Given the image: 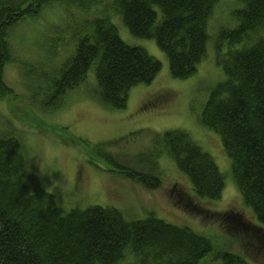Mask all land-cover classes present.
Wrapping results in <instances>:
<instances>
[{
	"label": "trees",
	"instance_id": "16d2710c",
	"mask_svg": "<svg viewBox=\"0 0 264 264\" xmlns=\"http://www.w3.org/2000/svg\"><path fill=\"white\" fill-rule=\"evenodd\" d=\"M219 1L114 0L107 8L131 36L155 41L166 55L172 78L186 80L206 57L207 26L210 29ZM238 2L241 7L232 13L236 25L220 29L214 37L215 62L225 80L210 91L198 120L219 137L241 201L264 227V0ZM53 3L87 14L100 1L0 0V101L17 100L3 80L5 66L15 61L7 41L9 29ZM95 15L77 23L73 55L28 83L39 110L61 108L66 93L84 83L91 68L99 101L110 110L124 109L130 90L150 84L159 73L157 60L123 43L106 15ZM10 109L14 114V107ZM23 109L25 122L32 124L33 116ZM76 141L88 163L150 191L162 188L155 164L163 151L187 176L196 197L214 201L222 196L224 179L214 160L183 131L165 132L131 165L108 149L116 141ZM36 174L22 142L16 136H0V264H201L212 252L208 238L153 215L129 220L115 208L100 206L64 213ZM45 184L50 186L47 180ZM228 228L237 231L230 223ZM249 232L264 244L254 230ZM215 260L248 264L226 252Z\"/></svg>",
	"mask_w": 264,
	"mask_h": 264
},
{
	"label": "rangeland",
	"instance_id": "374dc122",
	"mask_svg": "<svg viewBox=\"0 0 264 264\" xmlns=\"http://www.w3.org/2000/svg\"><path fill=\"white\" fill-rule=\"evenodd\" d=\"M99 1L87 14L68 9L64 3H53L37 16L22 19L9 29L7 41L15 61L5 66L3 80L17 100L0 101V136H16L22 142L42 188L54 197L64 213L100 206L115 208L129 220L153 215L210 240L212 252L201 259V264H221L215 258L223 252L238 255L248 264H264V244H255L247 234L257 227V234L264 239V227L257 223L252 210L243 205L219 137L198 120L210 91L225 80L221 66L215 62L214 37L220 29L236 25L232 12L241 4L238 0L217 3L209 21L210 29L207 26L206 57L190 78L177 80L171 77L166 55L155 41L131 36L107 8L114 0ZM92 13L106 15L123 43L142 48L157 60L161 65L159 73L150 84L130 90L124 109L110 110L99 101L91 68L84 83L66 93L61 108L52 112L39 110L31 101L28 83L37 73L59 68L73 55L77 23L91 20ZM23 108L33 116L31 126L25 122ZM175 130L190 135L214 160L224 179L219 200L196 197L187 176L177 170L174 161L163 151L155 164L161 173L162 188L150 191L88 163L84 149L76 141L88 145L116 141L108 149L123 163L131 165L152 147L153 141ZM48 179L52 186L45 184ZM225 218L239 231L230 230Z\"/></svg>",
	"mask_w": 264,
	"mask_h": 264
},
{
	"label": "flooded vegetation",
	"instance_id": "af4514ba",
	"mask_svg": "<svg viewBox=\"0 0 264 264\" xmlns=\"http://www.w3.org/2000/svg\"><path fill=\"white\" fill-rule=\"evenodd\" d=\"M230 223V222H229ZM231 224V223H230ZM237 231H239L238 229H237ZM255 233H257V231L255 230L254 231ZM250 236H249V239H251V240H255L256 242H255V244H260L261 245V241L260 240H258V238H256L255 237V235L253 236V235H251L250 233H248Z\"/></svg>",
	"mask_w": 264,
	"mask_h": 264
},
{
	"label": "bare ground",
	"instance_id": "6f19581e",
	"mask_svg": "<svg viewBox=\"0 0 264 264\" xmlns=\"http://www.w3.org/2000/svg\"><path fill=\"white\" fill-rule=\"evenodd\" d=\"M236 10H237V9H236ZM236 10H234L233 12H235ZM233 12H232V13H233ZM218 170H219V169H218ZM49 180H50V179H48V182L50 183V186H52V184H51V182H50Z\"/></svg>",
	"mask_w": 264,
	"mask_h": 264
}]
</instances>
